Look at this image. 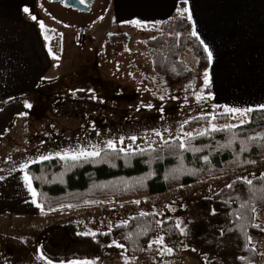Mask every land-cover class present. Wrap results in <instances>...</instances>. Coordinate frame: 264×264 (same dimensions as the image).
<instances>
[{
	"label": "crops",
	"instance_id": "1",
	"mask_svg": "<svg viewBox=\"0 0 264 264\" xmlns=\"http://www.w3.org/2000/svg\"><path fill=\"white\" fill-rule=\"evenodd\" d=\"M34 5L35 0H0V108L15 97L32 105L25 115H14L0 134V264H47L49 259L41 258V247L61 251L70 244L66 224L74 223L77 229L81 217L96 215L87 207L99 204L41 211L32 203L21 164L39 161L40 156L90 151L93 146L102 150L109 137L108 124L105 131L102 125L95 129L84 123L73 126L69 122L77 120L75 114L65 115L56 108L48 114L42 112L41 99L50 98L55 104L62 98L51 81L58 59L46 48L51 38L46 28L41 29L42 20L32 19ZM178 6L190 9L193 28L213 51L207 68L211 99L234 108L264 104V0H188L187 4L180 0H112L110 10L123 22L138 20L158 27L175 15ZM157 21L160 23H154ZM256 209L255 220L264 229L258 219L260 215L264 220V204ZM259 237L264 238V231L251 239ZM146 247L140 255L123 256L119 248L107 245L95 260H103V264H161L172 259L170 264H207L184 244L167 257H145ZM73 260L51 261L68 264Z\"/></svg>",
	"mask_w": 264,
	"mask_h": 264
},
{
	"label": "trees",
	"instance_id": "2",
	"mask_svg": "<svg viewBox=\"0 0 264 264\" xmlns=\"http://www.w3.org/2000/svg\"><path fill=\"white\" fill-rule=\"evenodd\" d=\"M158 27L163 31L146 40L152 70L169 88L194 82V71L181 58V52L190 48L197 58L198 70L205 71L209 63L203 46L191 36L192 22L187 15L179 18L175 13ZM156 29L146 28L149 31ZM24 105L15 97L0 108V134L14 115L28 111ZM254 109L257 110L247 115L246 123L235 127L221 125L230 117L226 112L189 119L188 123L182 124L185 130L195 127L209 129V121L221 130L184 137L187 150L181 149L179 137H174L123 152L118 147L115 150L105 147L98 157L65 160L54 156L30 163L25 170L32 178L37 200L44 210L69 205L80 207L100 200L124 201L213 179L252 166L257 159L264 157V140H249V137L264 133V110ZM242 147L247 151H241ZM204 157L208 160L205 161ZM251 180V186L243 183L245 190L241 196L225 193L226 188L221 187L210 196L198 199L194 206L196 215L188 220L186 239L175 227L176 215L182 216L186 210L177 208L175 216L167 218L156 212H146L148 215L144 216L134 214L107 231L96 232L95 239L79 234L75 224L68 223L67 233L75 248L49 251L42 246L41 252L55 261L96 259L102 256L104 247L115 240L124 245L126 255L135 256L143 252L152 238L163 236L168 247L178 251L184 244L204 257L207 264H253L257 251L248 243L245 232L250 237L261 234L262 226L253 218L250 209L264 204V191H261L264 176H255ZM241 215L245 219H238ZM157 221L161 223L157 224ZM253 224L260 227H253ZM241 225L245 226L244 230ZM171 262L169 259L161 264Z\"/></svg>",
	"mask_w": 264,
	"mask_h": 264
},
{
	"label": "rangeland",
	"instance_id": "3",
	"mask_svg": "<svg viewBox=\"0 0 264 264\" xmlns=\"http://www.w3.org/2000/svg\"><path fill=\"white\" fill-rule=\"evenodd\" d=\"M34 6L35 17L42 20L50 33L48 35L51 40L46 48L48 52L51 48L59 57L55 78L51 81L57 85V93L62 100L53 104L50 98L41 99L43 113L48 114L56 108V111L65 115L75 114L77 120L69 122L73 126L84 123L91 124L95 129L102 125L105 131L108 124L107 141L112 140L116 147L131 150L150 146L156 141L184 138L185 133H200L205 128L185 130L182 124L198 115L213 116L225 112L223 106L216 104L211 96L208 97L211 88L203 87L204 71L197 69V58L190 48L187 47L181 52V58L194 71V82L189 81L169 88L154 73L146 40L163 31L161 27H144L123 22L110 10L112 0H92L87 11L53 0H35ZM148 27L157 29L149 31L146 30ZM198 92L207 98L197 102L195 94ZM92 96L96 98L92 99ZM160 96L164 99L161 100ZM66 102L69 103L65 104ZM148 104L152 107H146ZM161 107L163 112L159 111ZM241 119L246 120L247 116L230 114L229 119L221 125L236 126L241 124ZM156 132L160 135L157 136ZM132 136L137 138L134 142L129 139ZM261 174H264V157L257 159L252 166L213 179L196 181L124 201L100 200L99 204L87 207V210L96 215L81 217L80 221L83 222L77 225L76 230L80 233L107 231L134 214L156 212L167 218L175 216V210L181 208L186 211L182 216L176 215V221H181L182 227H185L186 234L182 236L186 239L188 220L196 215L194 206L198 199L210 196L221 187L226 188L225 193L241 196L245 190L244 181L238 178L252 179ZM229 184L233 186L227 187ZM258 219L264 223L260 215ZM158 237L160 236L152 238L150 242ZM262 239L264 238L251 239V246L258 252L253 264H264ZM69 241L70 244L62 246L61 251L75 248L70 237ZM149 244L146 245L145 257H167V253L162 251L163 246L152 244L149 247ZM119 249L120 255L125 256L124 248ZM109 252L110 249L107 255ZM94 261L95 264H103V260Z\"/></svg>",
	"mask_w": 264,
	"mask_h": 264
},
{
	"label": "snow or ice",
	"instance_id": "4",
	"mask_svg": "<svg viewBox=\"0 0 264 264\" xmlns=\"http://www.w3.org/2000/svg\"><path fill=\"white\" fill-rule=\"evenodd\" d=\"M81 3L84 2V0H80ZM180 2L182 4H187L188 3V0H180ZM24 11L26 13L29 12V9L25 8ZM176 13H177V16L179 18H184L185 15H187V19L189 21L192 20V14H191V11L188 7H180L178 6L176 8ZM32 19L33 20H36L37 18L35 16H32ZM102 19V17H101ZM125 23H132V24H136V25H141V26H145L146 25H142V22L141 21H126ZM154 23H160L159 21L157 22H154ZM40 27L41 29H44L45 28V25L43 24V22H40ZM191 36L192 37H195L199 43L203 46V51L204 53L206 54V57H207V61L209 63V65H211L212 61H213V51L211 50V48L209 47L208 44H206L201 38L200 36L198 35L197 31L195 30V28H193L192 32H191ZM45 39H49L48 36H45ZM49 53L53 55V58L54 59H59L58 56H56L54 53H52V50L51 48H49ZM58 66V65H57ZM211 84V77H210V73L209 71L206 69L204 71V74H203V87L207 88L209 87ZM78 91H82V90H78ZM91 91V90H89ZM211 96V93H208V97ZM92 99H95L96 97L95 96H92L91 97ZM195 98H196V101L197 102H200L201 100H204L206 99L207 97H205L204 95H202L200 92L196 93L195 94ZM160 99L163 100L164 97L163 96H160ZM174 99V97H173ZM26 108H31V104L27 103V101H25V105H24ZM146 107L148 108H151L152 105L151 104H148L146 105ZM224 109H225V112L228 113V114H233V115H240L241 117H246L249 113L253 112V111H256L257 109H254L252 107H249V108H246V109H241V108H230V107H227V106H223ZM259 110H264V104H261L258 106ZM139 110V109H137ZM160 112H163L164 109L163 107H161L159 109ZM20 115H25V113H21ZM215 117H213L214 119ZM247 121L245 119H241L240 120V123L241 124H244L246 123ZM184 123H188L187 120L184 121ZM225 127H235V125H227ZM221 129H218L217 126L215 124H213L211 121H209V129H205L204 131L200 132L199 135H205V134H208L209 131H219ZM156 135L159 136L160 133L159 132H156ZM185 137H191L192 136V133H185L184 134ZM129 139H131L133 142L137 139L135 136H132L130 137ZM180 139V143H179V147L181 149H185L187 150L186 148V141L183 139V138H178ZM257 139H261V140H264V133H261V134H257V136H253V137H249V140H257ZM123 142V137L121 138V143ZM106 147L109 148V149H113L115 150L116 148V144L112 141V140H108L106 142ZM119 151L123 152L125 151L123 148L119 149ZM141 152H143V150L141 149L140 150ZM198 151V149H197ZM241 151H247L246 148L242 147L241 148ZM57 156H60L61 159H72V160H78L80 159L81 157H84V158H87V157H98L100 156V150L97 149L95 146H93V150H85V149H80L78 151H75V152H64L63 154L61 153H57L56 154ZM40 160H48L50 159L49 156H40L39 157ZM205 161L208 160V157H204ZM36 161H28L26 163H23L21 164L20 166V170L21 171H24L25 169L28 168V165L30 163H34ZM247 163H254V161H247ZM262 176H264V174H261ZM2 178V177H0ZM175 178H178V177H175ZM238 179H243L244 183H246L247 185L251 186L253 184V181L251 179H248L247 177H243V178H238ZM23 180L25 182V185L29 191V193L31 194V196L33 197L32 199V203L36 205L37 208H40L41 211H43V206L38 202L37 200V196H38V193L37 191L35 190V188H33L32 186V178L28 175L27 172H24V176H23ZM233 185L232 184H229L227 185V187L231 188ZM261 191H264V189H261ZM136 203H139V201H136ZM69 207H71V205H69ZM241 207H244V205H241ZM174 210V209H173ZM251 212L253 213V218H255V213L257 212V209L252 206L251 207ZM213 214H215V210H213ZM141 216H144V215H148V213H140ZM238 219H245L244 216H239ZM161 222L160 221H157V224H160ZM253 227H256V228H259L260 225L259 224H253L252 225ZM175 227L177 229L180 230L181 234H186L185 233V227H182V222L181 221H178L175 225ZM241 230H244V225H241ZM261 231H264V229H261ZM81 235H85V236H91L93 237V239H95V236H96V233L95 232H92V231H86V232H83V233H79ZM106 235V234H105ZM245 235H246V238L248 240V243L251 244V237L250 236H247V233L245 232ZM152 244H157V245H161L163 246L162 248V251L171 255L172 252H173V248L171 247H168L165 243H164V237L163 236H160L158 237L156 240L154 241H151L150 244H149V247H151ZM119 247V248H123L124 245L123 244H120L118 243L117 241L113 240L111 244L108 245V247ZM194 250V249H193ZM41 258L42 259H46L43 254H41ZM240 259H244V257H241ZM47 264H53V262L49 259L47 260ZM61 264H63V262H61ZM68 264H95V261H89V260H83V261H80V260H73V261H68ZM127 264V262H126Z\"/></svg>",
	"mask_w": 264,
	"mask_h": 264
},
{
	"label": "water",
	"instance_id": "5",
	"mask_svg": "<svg viewBox=\"0 0 264 264\" xmlns=\"http://www.w3.org/2000/svg\"><path fill=\"white\" fill-rule=\"evenodd\" d=\"M53 1H63L65 5L77 10L87 11L90 8L88 4L90 0H86V2L84 3H81L80 0H53Z\"/></svg>",
	"mask_w": 264,
	"mask_h": 264
},
{
	"label": "flooded vegetation",
	"instance_id": "6",
	"mask_svg": "<svg viewBox=\"0 0 264 264\" xmlns=\"http://www.w3.org/2000/svg\"><path fill=\"white\" fill-rule=\"evenodd\" d=\"M84 2H86V0H84ZM91 2H92V0H90L89 3H88L89 4V7L91 6Z\"/></svg>",
	"mask_w": 264,
	"mask_h": 264
}]
</instances>
